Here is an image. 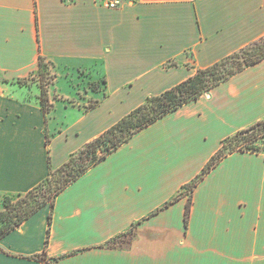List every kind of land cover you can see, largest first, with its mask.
Listing matches in <instances>:
<instances>
[{
	"label": "crops",
	"instance_id": "crops-1",
	"mask_svg": "<svg viewBox=\"0 0 264 264\" xmlns=\"http://www.w3.org/2000/svg\"><path fill=\"white\" fill-rule=\"evenodd\" d=\"M263 35L264 0H131L116 9L0 0V198L31 190L148 96ZM39 56L54 64L49 113L40 87L17 82ZM261 120L264 58L66 185L0 238V264H41L43 252L59 257L48 264H264V151L221 159L193 189L187 226L180 195L225 138ZM131 228L126 243L106 246Z\"/></svg>",
	"mask_w": 264,
	"mask_h": 264
},
{
	"label": "trees",
	"instance_id": "trees-1",
	"mask_svg": "<svg viewBox=\"0 0 264 264\" xmlns=\"http://www.w3.org/2000/svg\"><path fill=\"white\" fill-rule=\"evenodd\" d=\"M264 58V35L241 47L239 50L223 57L215 63L205 68L197 69L191 76L182 82L172 86L158 95L148 96L143 103L124 115L119 121L106 129L104 132L87 142L78 151L70 154L68 160L59 168L50 169L48 176L31 190L23 194H16L18 198L13 202L12 196H4L3 208L0 210V238L18 227L25 219L35 213L45 204L52 206L54 197L69 183L76 180L88 168L92 167L107 154L115 150L122 143L126 142L133 134L147 125L151 124L163 115L179 108L181 105L198 99L209 89L228 79L241 70L261 61ZM46 59L39 56L37 69L31 75L39 73L45 66ZM31 76L29 78H31ZM29 78L18 79L19 84L28 85ZM104 81V80H103ZM92 89H96L97 84L90 83ZM41 105L44 112L48 111L47 91L41 87ZM50 107V105H49ZM264 131V120L239 130L235 134L222 141L218 151L207 161L202 170L187 184L183 186L182 194H187V202L184 209V224L187 226L190 208L191 194L195 186L201 179L215 167L221 159L235 151H259L254 148V142ZM49 138L46 136V144ZM67 171L68 176L47 198H36L35 192L41 189L49 181L54 172ZM180 195L173 197L167 204L176 201ZM33 199V202H31ZM50 219V217H49ZM134 228V227H133ZM133 228L124 234H120L106 242L107 247H116L123 242L121 239L134 234ZM47 242V240H46ZM35 258L41 264H48L59 257H47L43 252Z\"/></svg>",
	"mask_w": 264,
	"mask_h": 264
},
{
	"label": "rangeland",
	"instance_id": "rangeland-1",
	"mask_svg": "<svg viewBox=\"0 0 264 264\" xmlns=\"http://www.w3.org/2000/svg\"><path fill=\"white\" fill-rule=\"evenodd\" d=\"M45 66L41 69V71L39 73H35V75L31 78H29L28 80V85H33L34 83L38 86V87H44L46 89V91L48 90V87L51 85L52 83V79L55 77V72H54V64L51 61H45L44 62ZM65 83V85H64ZM74 85L76 83V81H73ZM66 84H68V82H66V79H61L59 80V87L63 88L66 86ZM90 86V84H89ZM72 87V86H71ZM82 95V94H80ZM48 97V96H47ZM49 103V102H48ZM93 102L90 101L88 103V107L92 104ZM50 103L48 104V113L50 111V107H49ZM51 106V105H50ZM254 148L258 149L259 151H264V131L262 132L261 136H259V138H257V140H255L254 142ZM68 176V172L67 171H63V172H54V174L52 175V177L49 179V181H47L44 186L41 187V189H38L34 194L36 196V198L40 199V198H47L49 197V195L57 188V186H59L63 180ZM12 196L13 202L17 201V197L16 195H9ZM3 201H4V196L0 198V210L3 208ZM31 202H33V199H31ZM128 239V236L123 237L121 240L123 241L122 244L126 243V240Z\"/></svg>",
	"mask_w": 264,
	"mask_h": 264
},
{
	"label": "built area",
	"instance_id": "built-area-1",
	"mask_svg": "<svg viewBox=\"0 0 264 264\" xmlns=\"http://www.w3.org/2000/svg\"><path fill=\"white\" fill-rule=\"evenodd\" d=\"M131 0H94L98 5L104 6L106 8L116 9L120 8L125 2Z\"/></svg>",
	"mask_w": 264,
	"mask_h": 264
}]
</instances>
